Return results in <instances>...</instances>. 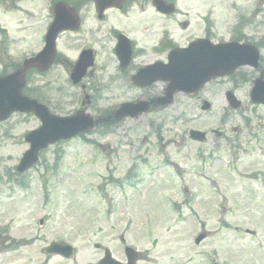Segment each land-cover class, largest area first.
<instances>
[{
	"label": "rangeland",
	"instance_id": "rangeland-1",
	"mask_svg": "<svg viewBox=\"0 0 264 264\" xmlns=\"http://www.w3.org/2000/svg\"><path fill=\"white\" fill-rule=\"evenodd\" d=\"M51 2L0 0V74L12 72L27 56L24 49L37 48ZM232 3L242 10L257 6L256 0H180L184 14L171 19L147 9L136 23L138 45L152 52L149 45L158 41L163 25L181 36L180 44L207 29L212 41L255 44L264 75V22L240 26ZM209 9L215 22L199 18ZM83 10L91 13L87 5ZM182 20L189 21L187 30L179 28ZM26 24L27 32L21 29ZM147 24L150 33H143ZM87 28L88 23L76 38L58 37L59 59L43 74L30 73L28 97L68 116L76 110L111 113L124 100L163 92L162 81L142 90L131 87L107 47L94 55L91 75L73 85L72 65L91 40ZM145 59L138 53L134 66ZM258 74L241 67L209 81L193 97L176 94L166 107H149L137 118L50 145L22 175L15 166L28 148L23 137L39 120L13 113L0 123V264H96L105 249L123 262L125 246L140 252L137 264H264V105L249 100ZM227 91L241 102L239 108L228 106ZM189 130L206 138L193 141ZM60 241L75 248L68 261L42 251Z\"/></svg>",
	"mask_w": 264,
	"mask_h": 264
},
{
	"label": "water",
	"instance_id": "water-1",
	"mask_svg": "<svg viewBox=\"0 0 264 264\" xmlns=\"http://www.w3.org/2000/svg\"><path fill=\"white\" fill-rule=\"evenodd\" d=\"M156 7L161 11H168L167 5L162 1H156ZM197 50H193V47H198ZM189 52L183 51L185 54L184 59H180L178 63H169V65L163 67L159 74L156 73V78H163L168 80L166 88V96L163 100L158 101H170L173 93L176 91L195 92L204 82L225 74L232 73L239 65H257V52L255 47L251 45H240L236 42L209 45L207 41L194 42L189 47ZM41 56V55H39ZM188 56V58H187ZM29 63L33 64L35 61L25 62L23 66L11 75L6 77H0V121L5 119L12 111H33L43 124L41 128L35 132H32L29 139L35 143L33 148L38 149L44 146L47 142L54 141L58 138H67L78 131H87L91 127L90 118L85 115L77 114L70 118H53L50 117L47 112L38 106L35 101H30L21 95V89L23 87V74ZM49 63V62H48ZM86 61L83 63L80 61L76 68L75 73H81L85 68ZM160 70V69H157ZM82 74V73H81ZM81 74L75 76L77 79ZM256 85L251 91V99L255 102H263L258 95L257 88L263 85L261 79L255 81ZM264 87V86H263ZM231 105L236 107L238 102L231 101ZM144 107L143 103L136 106L130 104H123L122 107L117 110V115L124 117L126 115H135L141 111ZM204 108L207 105L203 106ZM50 122H54L52 127H49ZM43 138L35 140V135L42 134L41 131L46 130ZM191 137L198 140H203V133L191 132ZM29 154L28 164L35 161L34 150ZM64 255H68L69 251L66 248L61 249ZM133 257L132 253H129V260Z\"/></svg>",
	"mask_w": 264,
	"mask_h": 264
},
{
	"label": "flooded vegetation",
	"instance_id": "flooded-vegetation-1",
	"mask_svg": "<svg viewBox=\"0 0 264 264\" xmlns=\"http://www.w3.org/2000/svg\"><path fill=\"white\" fill-rule=\"evenodd\" d=\"M63 1L68 3V5L72 8L70 12L77 19L78 27L75 31H65L61 34H77L81 30L82 26L84 28L86 23H88L87 31L91 39L90 44L88 46H83L81 50L89 49L92 51V54L95 55L97 50L101 51L100 47H107L109 55L115 60L118 69V63L114 57L115 46L120 36H124L129 40V44L132 48V60L123 72L118 69L119 72L126 78H129V76L138 68L139 65L151 63L157 57L155 52H142V54L149 59H145V61L136 67L133 64L134 58H136L137 54L139 53V50L134 48L136 43L135 34L138 32V24L136 23H140L143 20L141 17L143 12L148 9L155 16L165 19H171L174 16H179L182 13L184 14V12H182L179 7L180 0H164L166 3L175 5V13L172 15H165L157 12L152 4V0H112L110 5H107V7L101 10H99L97 7L96 0H85L86 2L84 4H82V1L78 0V2H74L73 0ZM98 3L101 5L103 2L100 1ZM86 5L91 11V13L88 15H85L83 10V7ZM257 6L259 8L255 11L253 9L240 11V19L242 20L241 16H245L246 24L253 22L254 17H260L259 21H264V2L258 3ZM236 8L237 5H233V9ZM150 29L151 26H149V24L145 25L143 27V33H150ZM174 36L175 34L172 31L167 30L165 25L161 27V37L155 45L156 51L160 54L158 57L163 56L164 51L167 48L172 49L174 46ZM211 36L212 35L204 32L201 37L209 38ZM89 75H91V71L89 72L88 76ZM149 97L152 96H146V98Z\"/></svg>",
	"mask_w": 264,
	"mask_h": 264
}]
</instances>
